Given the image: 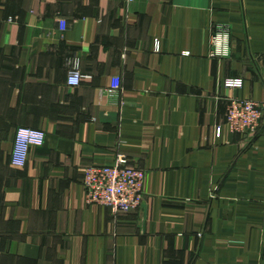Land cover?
Returning a JSON list of instances; mask_svg holds the SVG:
<instances>
[{"label": "crops", "instance_id": "crops-1", "mask_svg": "<svg viewBox=\"0 0 264 264\" xmlns=\"http://www.w3.org/2000/svg\"><path fill=\"white\" fill-rule=\"evenodd\" d=\"M234 99L264 100V0H0V264H264V135L226 129ZM20 128L46 135L24 168ZM120 157L145 197L114 215L84 170Z\"/></svg>", "mask_w": 264, "mask_h": 264}, {"label": "built area", "instance_id": "built-area-1", "mask_svg": "<svg viewBox=\"0 0 264 264\" xmlns=\"http://www.w3.org/2000/svg\"><path fill=\"white\" fill-rule=\"evenodd\" d=\"M60 29L65 32L67 22L59 20ZM214 43H217L215 39ZM217 53V52H216ZM84 76L80 62L75 59L69 63L67 85L70 89L80 87ZM229 88L242 87L241 80H228ZM121 91V80L114 78L105 89L108 97L118 96ZM226 129L231 134L264 135V100H232L228 107ZM222 128L217 129V137H221ZM46 135L43 131L20 128L16 132L15 145L11 162L13 167L24 168L28 162L29 152L33 147H42ZM147 173L139 169L129 168L127 159L120 157L114 166H91L84 170V188L87 201L92 205L108 208L114 215L137 211L143 206L144 185Z\"/></svg>", "mask_w": 264, "mask_h": 264}]
</instances>
